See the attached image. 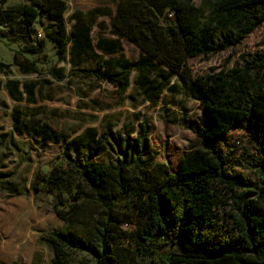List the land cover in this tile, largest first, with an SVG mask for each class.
I'll use <instances>...</instances> for the list:
<instances>
[{"label":"rangeland","instance_id":"374dc122","mask_svg":"<svg viewBox=\"0 0 264 264\" xmlns=\"http://www.w3.org/2000/svg\"><path fill=\"white\" fill-rule=\"evenodd\" d=\"M117 1L67 0L65 22L72 42L66 55L60 56L47 39L52 22L41 16L33 28L23 25L19 11L32 0H0V7L4 5L14 16V26L0 19V264H55L53 248L42 240L43 234L68 225L93 239L106 223L108 206L64 163V152L81 161L114 164L116 154L109 150L105 133L132 143L143 123L148 126L149 141L145 159L169 162L177 173L183 154L198 143L202 96L188 78L170 75L157 64L140 63L129 87L121 90L92 74L98 57L104 58L109 70L141 60L140 50L126 40L119 42L115 53L102 49L101 43L112 40L110 20ZM195 2L199 5L201 0ZM37 32L42 38H37ZM90 33L91 41L85 36ZM256 53H264V25L233 49L188 59L186 72L203 77L212 69L241 64L242 57ZM16 55L35 61L40 74L25 73L15 64ZM223 146L230 155V169L255 179L253 171L236 162L246 151L256 152L244 126L231 131ZM58 176L78 185L80 192L63 188L60 196L48 182ZM216 197L218 226L229 230L234 212L231 193L218 189ZM140 207V200L128 195L112 211L125 222L110 223L109 251L127 264L150 263L127 236L136 229ZM167 250L181 252V247L177 244ZM68 264H95V260L75 253Z\"/></svg>","mask_w":264,"mask_h":264},{"label":"trees","instance_id":"16d2710c","mask_svg":"<svg viewBox=\"0 0 264 264\" xmlns=\"http://www.w3.org/2000/svg\"><path fill=\"white\" fill-rule=\"evenodd\" d=\"M3 7L0 19L13 25L12 11ZM66 11L67 0H32L19 15L25 28H33L41 16L52 22L47 39L64 56L72 42ZM171 14L173 18H169ZM163 20L169 23L163 24ZM262 25L264 0H201L199 5L195 0H119L112 30L140 50L141 60L109 70L104 58L98 57L92 74L121 90L129 87L140 63L157 64L170 75L188 78L202 96L198 143L183 154L177 173L169 162L145 159L149 141L148 126L143 123L132 143L105 133L109 150L116 154L114 164L81 161L64 152V163L109 211L93 239L68 225L43 234L42 240L53 248L55 264H68L75 253L91 255L95 264H127L110 253L109 238L113 234L110 223L125 222L112 211L128 195L140 200L142 214L135 231L127 236L137 252L150 259L149 264H264V53L242 57L241 64L212 69L203 77L186 72L188 59L233 49ZM118 48L111 46L108 53ZM15 64L25 73L40 74L35 61L16 55ZM241 126L256 152L246 151L236 162L253 171L255 179L231 170L230 155L224 151L229 133ZM48 182L60 196L63 188L72 192L75 187L80 192L78 185L61 176ZM218 189L231 193L233 203L231 226L225 231L215 214ZM177 244L181 252L167 250Z\"/></svg>","mask_w":264,"mask_h":264},{"label":"crops","instance_id":"0c3cea01","mask_svg":"<svg viewBox=\"0 0 264 264\" xmlns=\"http://www.w3.org/2000/svg\"><path fill=\"white\" fill-rule=\"evenodd\" d=\"M103 1V0H102ZM118 3H119V0L117 1V3H116V8H117V5H118ZM115 14H116V12H115ZM115 14H113L112 16H111V20L113 19V17L115 16ZM111 20H110V22H111ZM110 32H111V37H112V40H109V41H106L105 43H101L102 44V46H103V48L102 49H104V50H106L107 52L109 51V49L111 48V46H118L119 45V42H122L123 40H126V39H124V38H121L119 35H116V34H114V32H113V30H112V27L110 26ZM70 36V35H69ZM85 36H86V40L89 38L90 39V41H91V38H92V35H91V33L89 34V37H88V35H86L85 34ZM91 36V37H90ZM74 38L75 39H78L79 38V35L78 34H75L74 35ZM127 41V40H126ZM87 42V41H86ZM85 42V43H86ZM85 43H83V44H85ZM130 43V42H129Z\"/></svg>","mask_w":264,"mask_h":264},{"label":"built area","instance_id":"2783aa9c","mask_svg":"<svg viewBox=\"0 0 264 264\" xmlns=\"http://www.w3.org/2000/svg\"><path fill=\"white\" fill-rule=\"evenodd\" d=\"M169 18H173V15H169ZM37 38H42V34L40 32H37ZM164 240V238H162Z\"/></svg>","mask_w":264,"mask_h":264}]
</instances>
